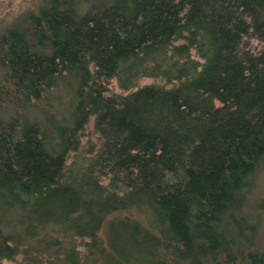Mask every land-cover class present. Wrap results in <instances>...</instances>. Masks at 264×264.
<instances>
[{
  "label": "trees",
  "instance_id": "trees-1",
  "mask_svg": "<svg viewBox=\"0 0 264 264\" xmlns=\"http://www.w3.org/2000/svg\"><path fill=\"white\" fill-rule=\"evenodd\" d=\"M263 176L264 0H42L0 30V264H264Z\"/></svg>",
  "mask_w": 264,
  "mask_h": 264
},
{
  "label": "rangeland",
  "instance_id": "rangeland-1",
  "mask_svg": "<svg viewBox=\"0 0 264 264\" xmlns=\"http://www.w3.org/2000/svg\"><path fill=\"white\" fill-rule=\"evenodd\" d=\"M42 0H0V30L8 26L21 14L37 8L41 4ZM151 79H144L140 82V86L153 83ZM109 95L123 94L120 90L116 80H112L108 86ZM83 150H87L89 144H99L98 135L95 134L92 122L88 125L85 135L82 139ZM74 156V155H73ZM73 159V158H72ZM71 159V160H72ZM261 186L255 197L259 201L264 202V176L261 181ZM264 244V216L263 224L261 227V235L259 239V245ZM4 264H15L13 262H5Z\"/></svg>",
  "mask_w": 264,
  "mask_h": 264
}]
</instances>
